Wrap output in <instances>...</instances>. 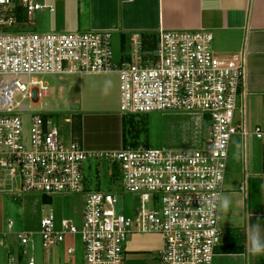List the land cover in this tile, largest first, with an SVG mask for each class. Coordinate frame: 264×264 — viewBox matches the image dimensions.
I'll return each mask as SVG.
<instances>
[{"label": "built area", "instance_id": "2783aa9c", "mask_svg": "<svg viewBox=\"0 0 264 264\" xmlns=\"http://www.w3.org/2000/svg\"><path fill=\"white\" fill-rule=\"evenodd\" d=\"M41 9L54 11L46 1L0 0V194L77 193L83 208L79 225L50 207L15 232L22 249L7 264H36L35 235L51 264L67 237L64 252L75 254L77 236L83 264H125L131 232L161 235L159 264H213L227 236L219 201L233 137L244 149L249 137L260 140L264 154V96L261 121L248 130L243 55L215 54L207 29L161 27L154 36L133 32L115 60L110 30L18 29L23 14ZM109 72L118 74L121 114L182 113L196 118L201 135L194 143L88 151L80 137L65 140L53 116L33 110L50 91L44 75ZM89 157L112 163L114 189L88 184ZM124 193L139 195L132 215L117 210Z\"/></svg>", "mask_w": 264, "mask_h": 264}, {"label": "rangeland", "instance_id": "374dc122", "mask_svg": "<svg viewBox=\"0 0 264 264\" xmlns=\"http://www.w3.org/2000/svg\"><path fill=\"white\" fill-rule=\"evenodd\" d=\"M41 2L43 0H40ZM57 6L58 0H46ZM57 16L50 13L48 9L36 11L32 18L25 17V24L21 29L36 31H53L50 24L57 20ZM23 20V17H22ZM19 28V27H18ZM71 29H59L56 31H69ZM80 31H86L81 29ZM114 35V34H112ZM213 44V42H212ZM114 59L118 60L121 54V43L116 36L112 37ZM121 51V52H120ZM44 79L48 82L50 91L47 96L39 99L33 110L36 113L48 114L54 117L59 131L65 140L70 135L79 137V120L73 117H80L84 113L106 112L112 115L119 113V85L118 74L114 72L88 74H46ZM74 102V103H72ZM243 103V101H242ZM71 104H80V108H72ZM245 114L248 130L261 121L262 97L246 95L244 99ZM116 119V117H115ZM107 125H102L99 131L104 137H109L115 132V125L112 117L107 118ZM125 143L129 146L165 147L176 142L194 143L201 135V129L195 117L177 112H151L148 114H127L122 120ZM111 148L97 149L95 151H108ZM245 154V156H244ZM85 173L88 177V184L93 188L103 190L114 189L118 182H115V167L103 157H89L85 160ZM264 174V154L262 143L254 137L246 140V149L243 148L239 137H233L227 179L225 186L227 191L223 197L230 199V207L222 214V225L227 233L226 240L220 246V250L226 247L240 249L243 241V227L245 202L249 198L258 199L260 187ZM244 185V189L239 188ZM3 204V228L8 233L2 238L16 248L22 249L20 241L15 232L22 231L29 225L34 224L36 219L45 214L50 207H53L58 214L71 218L79 225L83 208L82 195L77 193L58 194L51 198L47 197V203L43 202L39 194H11L1 193ZM139 195L124 193L119 198L117 210L127 215H132L131 208L138 205ZM11 219L14 224L12 229L7 227V221ZM224 219V220H223ZM34 258L36 264H51L48 256L41 246V240L35 235ZM161 235L156 232H131L125 242L127 250L125 264H159L156 257L157 250L161 247ZM70 237L66 238L62 247L53 251L54 264H83L82 245L79 236L76 237V252L74 255H66L64 249L71 245ZM228 245V246H227ZM233 245V246H229ZM239 257V256H234ZM0 264H6L3 250L0 248ZM257 264H260L257 262Z\"/></svg>", "mask_w": 264, "mask_h": 264}, {"label": "crops", "instance_id": "0c3cea01", "mask_svg": "<svg viewBox=\"0 0 264 264\" xmlns=\"http://www.w3.org/2000/svg\"><path fill=\"white\" fill-rule=\"evenodd\" d=\"M53 7L54 11H48L58 18L50 24L51 30H110L121 43L122 50L129 46L133 32L154 36L161 27L207 29L213 35L212 47L215 54L220 57L243 55L246 95L262 98L264 96V0H58L57 6ZM25 17L24 14L20 17L18 26L20 30H25L21 29L25 24ZM80 106L79 104V108ZM109 117H112L111 122L115 125V132L109 137H104L99 128L102 125L108 126ZM123 117L124 115L119 111L116 115L106 112L84 113L80 117L74 116L73 119L79 120L78 135L84 147L88 151H95L106 148L115 150L125 146ZM245 211L264 217V174L259 198L252 200L248 198L245 202ZM223 212L225 211L221 209V214ZM222 218H224L223 214L221 220ZM3 219V204L0 197V248L3 250L7 264L8 256L19 255L21 247L16 248L2 238L8 235L3 228ZM223 222L221 221V224ZM233 228H240L243 232L241 248L226 247L221 251L219 247L213 264H257V262L264 264V254L252 255L245 249L247 217L244 215L243 227L233 226ZM14 234L16 236V233ZM261 236L264 238V222L261 226Z\"/></svg>", "mask_w": 264, "mask_h": 264}, {"label": "clouds", "instance_id": "9594fccd", "mask_svg": "<svg viewBox=\"0 0 264 264\" xmlns=\"http://www.w3.org/2000/svg\"><path fill=\"white\" fill-rule=\"evenodd\" d=\"M230 199L223 197L219 201V207L222 210H228L230 207ZM247 217V230L245 235V249L252 255L264 254V238L261 236V226L264 217L256 215L252 212L245 211Z\"/></svg>", "mask_w": 264, "mask_h": 264}, {"label": "trees", "instance_id": "16d2710c", "mask_svg": "<svg viewBox=\"0 0 264 264\" xmlns=\"http://www.w3.org/2000/svg\"><path fill=\"white\" fill-rule=\"evenodd\" d=\"M124 117H125V115H124ZM123 117V118H124ZM123 142H124V145H127L126 143H125V138L123 137ZM47 197L46 196H42V199H43V202L44 203H47V199H46Z\"/></svg>", "mask_w": 264, "mask_h": 264}, {"label": "water", "instance_id": "95a60500", "mask_svg": "<svg viewBox=\"0 0 264 264\" xmlns=\"http://www.w3.org/2000/svg\"><path fill=\"white\" fill-rule=\"evenodd\" d=\"M71 107L72 108H79V104H72Z\"/></svg>", "mask_w": 264, "mask_h": 264}]
</instances>
